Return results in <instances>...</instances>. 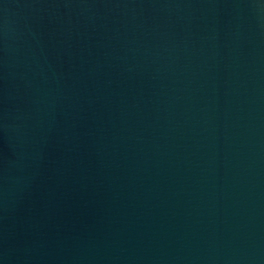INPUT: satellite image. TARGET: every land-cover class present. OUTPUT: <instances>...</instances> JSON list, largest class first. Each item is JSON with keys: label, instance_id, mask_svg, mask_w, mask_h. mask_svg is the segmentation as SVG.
<instances>
[{"label": "water", "instance_id": "1", "mask_svg": "<svg viewBox=\"0 0 264 264\" xmlns=\"http://www.w3.org/2000/svg\"><path fill=\"white\" fill-rule=\"evenodd\" d=\"M0 264H264V0H0Z\"/></svg>", "mask_w": 264, "mask_h": 264}]
</instances>
